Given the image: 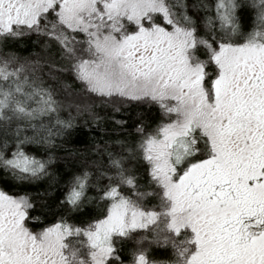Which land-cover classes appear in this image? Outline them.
Here are the masks:
<instances>
[{
  "label": "snow or ice",
  "instance_id": "1",
  "mask_svg": "<svg viewBox=\"0 0 264 264\" xmlns=\"http://www.w3.org/2000/svg\"><path fill=\"white\" fill-rule=\"evenodd\" d=\"M0 264H264V0H0Z\"/></svg>",
  "mask_w": 264,
  "mask_h": 264
},
{
  "label": "trees",
  "instance_id": "2",
  "mask_svg": "<svg viewBox=\"0 0 264 264\" xmlns=\"http://www.w3.org/2000/svg\"><path fill=\"white\" fill-rule=\"evenodd\" d=\"M79 119H80V123L78 126V130L73 137L72 144L70 145V147L79 148L87 143L88 130H87V127L83 123L84 117L81 116Z\"/></svg>",
  "mask_w": 264,
  "mask_h": 264
}]
</instances>
